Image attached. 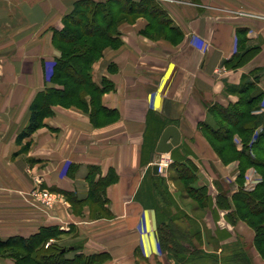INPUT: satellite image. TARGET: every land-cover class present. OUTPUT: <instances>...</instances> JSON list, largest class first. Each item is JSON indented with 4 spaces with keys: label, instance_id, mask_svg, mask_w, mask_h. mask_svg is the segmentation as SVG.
<instances>
[{
    "label": "crops",
    "instance_id": "obj_1",
    "mask_svg": "<svg viewBox=\"0 0 264 264\" xmlns=\"http://www.w3.org/2000/svg\"><path fill=\"white\" fill-rule=\"evenodd\" d=\"M79 1L0 0V240L52 227L64 233L58 244L69 250L68 259L98 255L96 264H166L157 229L180 214L187 225H207L192 241L202 240L209 252L216 222L231 230L221 214L217 221L206 218L183 193L191 184L214 194L218 184L239 175L237 158L210 130L226 127L220 109L246 97L240 88L253 84L264 93V0H157L177 30L158 34L143 17L121 24L118 46L106 47L92 66L93 82L106 80L112 90L87 110L52 105L43 126L17 142L37 94L60 88L49 81L60 56L53 34ZM253 47L257 51L247 57L244 51ZM239 54L245 55L236 67ZM262 112H254L262 116L258 128ZM168 126L177 128L179 144L158 154ZM232 141L240 151V137ZM160 162L168 164L154 174ZM35 179L56 195L53 206L32 198ZM162 190L174 200L169 207L156 196ZM0 264L14 262L0 256Z\"/></svg>",
    "mask_w": 264,
    "mask_h": 264
},
{
    "label": "trees",
    "instance_id": "obj_2",
    "mask_svg": "<svg viewBox=\"0 0 264 264\" xmlns=\"http://www.w3.org/2000/svg\"><path fill=\"white\" fill-rule=\"evenodd\" d=\"M138 17L148 19L152 28L159 27L158 34L162 33V29L177 30L171 26L166 12L153 0H106L105 2L82 0L75 4L73 11L63 18L62 28L54 31L53 34V43L60 51V56L54 60L49 81L60 88H49L37 94L29 106V122L17 136V142H21L43 126V119L50 113L52 105L74 106L87 110L88 105L94 106L100 103L101 96L112 90V86L106 80H102L100 85L93 82L92 66L106 47L118 46L119 26ZM241 41H245V38H240L237 46ZM257 49L253 47L244 52L245 54L248 52L247 57H249ZM241 55L243 54L236 57L238 60L234 66L242 64ZM257 79L258 75L254 76V80ZM248 85L250 86L239 89V94H246L245 98H241L239 103L230 105L227 109H220L226 127L211 129L210 133L216 139H220L219 141H225L223 146L225 152L230 150L233 158L240 159V167L241 164L243 167L247 165L259 167L261 157L264 156V124L258 128L257 124L262 116L257 117L254 112L261 108L257 102L263 99L264 93L251 86L253 84ZM86 98H89V101H86ZM261 115H264V112ZM257 128L252 141L254 130ZM234 135H238L241 139L240 151L236 150L232 141ZM216 147L217 152L221 154L222 145ZM25 149L26 146L23 147V150ZM181 177L187 178L186 175ZM155 184L160 187L163 186L164 181L157 178ZM261 184L256 186L262 187ZM186 189L190 193L204 191V188L194 189L191 184L187 185ZM162 193L165 192L162 190ZM241 193V202L247 211L254 216L264 212V204L261 206V202L251 193L244 191ZM193 199L199 201L197 197ZM173 226L159 225L157 229L159 247L168 258L176 259L177 263L187 264L194 257H198L200 252L195 248L191 250L182 246L180 241L186 240V236L183 231L173 229ZM63 234L57 228L51 227L42 228L37 234L28 238L17 236L0 240V256L12 259L14 264H96L102 261L101 256L98 255L66 258L65 254L69 250L56 244Z\"/></svg>",
    "mask_w": 264,
    "mask_h": 264
},
{
    "label": "rangeland",
    "instance_id": "obj_3",
    "mask_svg": "<svg viewBox=\"0 0 264 264\" xmlns=\"http://www.w3.org/2000/svg\"><path fill=\"white\" fill-rule=\"evenodd\" d=\"M153 1L160 5L159 1ZM261 160L259 167L250 165L243 167L242 164L240 167L241 161L237 159L239 172L237 179L232 182L222 181V183L218 184L219 187H216L218 188V192L214 194L207 192L206 188L199 193H183L196 203L199 202L198 205H200V209L206 210V218L213 216L217 221L221 214L227 227L231 230V233L225 232L223 225L220 222H216L213 231L214 240L209 243L210 251L206 252L207 247L205 251V249H203L202 240L199 242L195 240L192 241V234L195 233L199 227L201 230L204 227V231H206L207 225L199 227L196 225L192 226L191 224L187 225L181 215L176 214L174 220H170L171 224L172 222L177 223L179 220L183 222L172 224L174 225L173 229L178 231L189 229V231H183L186 240H182L180 243L183 244L182 246L187 247L186 249L192 250L195 248L200 252L198 257H194V259L187 264H264V212L258 216H254L246 210L241 202V192L244 191L251 193L258 199V201L261 202V206L264 204V156L261 157ZM253 178L257 182L255 185L248 183V181ZM259 183H262V187L256 186ZM234 184H236V187H234ZM156 196L162 197V201L167 207L171 206V203L174 202L169 193L160 192V194H156ZM193 197H197L199 201H196ZM168 212L169 209L167 210V213ZM177 238L178 237H176V239ZM205 243L207 246L206 241ZM56 244L59 245L58 241ZM189 244L190 247H188ZM161 258L165 260L166 264H181L177 263V260L174 258H168L165 252L161 254Z\"/></svg>",
    "mask_w": 264,
    "mask_h": 264
},
{
    "label": "built area",
    "instance_id": "obj_4",
    "mask_svg": "<svg viewBox=\"0 0 264 264\" xmlns=\"http://www.w3.org/2000/svg\"><path fill=\"white\" fill-rule=\"evenodd\" d=\"M261 109L264 110V104H262ZM167 162H160L157 164L158 166V172H162L164 168L167 166ZM249 184L255 185L257 182L253 178L248 181ZM35 188L31 191V196L32 198L38 202L40 205L44 207H51L57 202V197L56 195L40 189L41 182L39 179L34 180Z\"/></svg>",
    "mask_w": 264,
    "mask_h": 264
},
{
    "label": "water",
    "instance_id": "obj_5",
    "mask_svg": "<svg viewBox=\"0 0 264 264\" xmlns=\"http://www.w3.org/2000/svg\"><path fill=\"white\" fill-rule=\"evenodd\" d=\"M180 134L176 127L168 126L161 134L155 151L158 154H167L179 144ZM153 173L157 174L158 166L153 165Z\"/></svg>",
    "mask_w": 264,
    "mask_h": 264
}]
</instances>
